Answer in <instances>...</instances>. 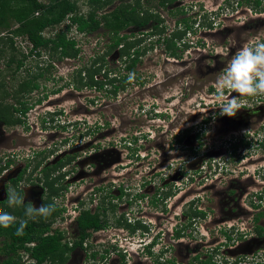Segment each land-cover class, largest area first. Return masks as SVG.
I'll use <instances>...</instances> for the list:
<instances>
[{"label": "rangeland", "instance_id": "374dc122", "mask_svg": "<svg viewBox=\"0 0 264 264\" xmlns=\"http://www.w3.org/2000/svg\"><path fill=\"white\" fill-rule=\"evenodd\" d=\"M78 1L80 12L86 13L88 6L84 4L85 0ZM237 1L239 0H227L224 9L219 11L217 6L221 0H176L166 7H158L157 0L149 3L144 1L143 7L159 11L167 19L163 21L167 27H172L179 17L185 15L188 18L186 22L192 23L193 26L183 37L190 47L177 49L181 56L173 59L163 53L164 44L161 40L155 42V37L147 36L141 42V47L149 46L152 41L155 45L151 49L148 48L150 52H146L141 62L143 69L137 70L141 73V78L145 79V83L139 85L133 82L119 91L118 97L115 98V94H106L105 89H108V86L100 91L93 87L76 89L71 82H68L76 66L88 64L92 56L100 53L109 42L104 29L89 34H81L71 29L69 35L77 41L80 58L53 61V67L45 74L49 79L39 80L43 88L24 94L23 101L29 106L31 104V108L24 115V124L13 127L0 124L2 128H5V134H12L11 130H14L21 138H26L30 147L26 146L25 151L30 150L29 152L33 148L45 146L48 147L46 151L55 156L61 152L68 154L74 150V147L89 143L75 150L76 153L73 151L75 157L73 164L77 163V165L70 174L93 169V162L85 163V161L91 155H98L94 165L99 169L93 175V180L95 184H101V191L95 198L98 201V195L109 194L115 197L114 203L117 204L115 212L110 214L109 222L113 223L117 216L123 214L127 222H131L129 224L142 221L148 229L143 231L144 229L137 226L135 232L130 233L125 228L113 229L110 226L108 233L111 231V235L117 233L119 236L115 239L126 249L125 257L128 264L135 263L138 255L139 259H142L143 246L154 239H157L155 252L166 249L169 243H173L172 234L175 227L184 234V237L183 242H178L179 246L172 248L178 249L177 251L183 255L188 252L190 264H196V260L191 258V254L196 251L199 258H213L217 262L224 263V261H232L233 258H241L242 264H264V238H258L250 233L234 245L228 246L225 245L223 237L225 231L234 236L238 229L244 231L249 229L248 225L251 223L252 216L250 211L246 212V207L253 203L254 196L246 201L242 197L239 202L233 204L226 196L228 191L226 188L230 181H241L243 188L234 187L240 190L239 193L245 195L246 192L251 194L256 191L264 192V146L257 147L253 151L252 163L245 159L243 165L238 168L236 165H239V161L233 162V154L229 155L227 149L230 146L229 141L243 135L242 131H235L234 136L231 132L225 134L228 132L226 131L223 134L227 140L223 141L224 138L218 135L215 137L213 135V140L211 134L214 132L204 130L198 144L190 139V136L182 142H178L176 138L182 135L181 128L187 123H199L202 116H206L210 111L219 110L214 104V83L236 51L243 44L254 45L257 40L264 41V0L261 4L263 9L260 7L261 10L257 11L245 1L237 5ZM118 3L119 0H114L103 10L98 11V14L110 11ZM179 8L184 10L179 11ZM213 11H216L217 15H213ZM210 21L215 23L212 29L206 26ZM134 30L135 28L129 27L126 33ZM171 30L168 28L165 35L160 38L162 39ZM50 33L51 31H46L45 35ZM198 39L202 42V46H197ZM13 40L17 48L14 54L15 59L20 56V53L27 54L29 42L20 36L14 37ZM34 55H28L22 67L13 76L12 68L7 67L5 62L9 56L8 53L0 58V83L3 84L1 88L4 89L1 93L13 91L28 73L36 70V65L40 67L46 65L45 55L43 57ZM115 57L114 52L109 58V67L106 65L105 71H112L111 69L116 67H121L122 70L123 62ZM14 65L12 64L11 67ZM58 87L62 88L56 93L51 92ZM0 95L5 103L2 104V108H5L3 112L1 111L3 115L10 111L7 103L18 106L11 93ZM232 95L238 94L232 93ZM38 97H41V102H35ZM260 98L261 96L246 97L239 102L244 105L243 107H252L264 102L260 101ZM49 109L54 111L51 116L58 119L60 123L72 121L75 118L77 125L64 128L51 123H42L38 115ZM200 110L205 111L202 114ZM253 120L256 126L254 128L257 130L254 134L259 133L258 136H260L262 134L260 130H264L263 117ZM96 123L100 126L95 127ZM53 131H57L56 137L51 136L50 133ZM86 131H90L89 135L85 134ZM206 131L210 136L204 135ZM12 135L14 136V132ZM5 137L4 139L1 137V142L6 141ZM63 139L66 142H61ZM89 139L92 140V144ZM8 141L13 143L15 140L8 139ZM54 143H57L56 147ZM10 147L13 148L12 151L17 150L12 145ZM244 148L245 146L241 145L238 151L242 152ZM195 151L198 155L193 154ZM107 152L109 154H106ZM28 154L31 158V153ZM4 156L5 151L0 149V160H3ZM105 157H108V160ZM228 161L231 162L227 163ZM228 167H230L229 171H227ZM163 179L167 182L179 183L184 190L181 193L182 197L186 196V200L195 198V204L202 210L208 209L206 217L196 220L189 226L186 216L182 213L189 207L181 208L183 200L181 197L167 199L170 206L168 213L162 212L165 209L164 202L154 207L149 202L150 196L163 185ZM109 183H112L111 189H109ZM81 184L84 185V181ZM118 196L120 198L116 199ZM262 200L264 205V196ZM237 203H239L238 206H236ZM239 206H243V210H238ZM237 211L240 212L235 213ZM62 217L64 220L68 218L67 214ZM60 220L58 217L53 223L62 222ZM67 222L69 223V220ZM262 223L264 224V219ZM195 239L200 245L196 249L191 248L194 246ZM184 246L189 249L185 251ZM113 257L111 263L119 264L116 262L119 256L113 255ZM91 259H87L85 250L74 249L69 253L66 264H89L90 262L93 264L101 261L99 255Z\"/></svg>", "mask_w": 264, "mask_h": 264}, {"label": "flooded vegetation", "instance_id": "af4514ba", "mask_svg": "<svg viewBox=\"0 0 264 264\" xmlns=\"http://www.w3.org/2000/svg\"><path fill=\"white\" fill-rule=\"evenodd\" d=\"M220 3H222V0ZM219 5L217 6L218 11L220 8ZM181 9L182 8H180V10ZM213 12H214L213 15H217L216 11H213ZM164 21H167V19L164 18ZM214 24L215 23L213 21L212 26H214ZM163 25H165L164 22H163ZM206 26L208 28L212 27V26H208L207 24ZM165 27L166 28L164 32L160 34L154 33L152 34L151 37L153 38L155 37L156 38L155 40L157 41L159 37H161L162 35H165V32L168 31V28H171L170 26L167 27V25H165ZM142 30L147 31V29L145 28ZM110 43L111 42L109 40L106 47H104L100 53L95 54V55L99 54L101 56H104L105 66L103 68V71L106 70V65H108L109 67L108 62H110L109 58L111 54L115 52L116 54L115 59H120V53H121L120 46L119 48H113L112 50L108 51V46L110 45ZM201 43L202 42H200L199 39L196 42L197 46H202ZM141 46L142 45H139L140 48H142ZM187 47H190V45L188 44ZM146 52L148 53L150 51L147 50ZM146 52L144 53V55H141L139 57L138 61L134 65V68H133L134 70L131 72H128V75L126 77L125 86L133 84V82L139 85L145 83V79L141 78L140 76L141 73H138L137 70H140V68L144 67L141 64V62L144 56L147 54ZM163 53L167 55L168 57L177 59V57L169 56L165 52V49H163ZM125 64L126 63L123 62L122 70L120 69L121 67L120 68L116 67L115 69H111L112 71L107 70L108 71L107 73L110 75H113V74L117 75V73L118 74L121 73V72H118L117 70L126 72ZM129 73H135V78L133 80L128 79ZM107 86L108 88H110L111 84H108ZM210 87L213 88L212 86ZM124 88H120L116 92L114 98L116 96L118 97V92ZM259 100L264 101V96H262V98H260ZM263 104L264 102L261 105H253L252 107L251 106L243 107L244 105H241L242 109L238 110L236 116L234 117L217 116V118L214 120L215 123L212 122L213 120L212 117H213V114L218 113L219 110H216V112L210 111V113L206 115V118L201 120L199 123H193V124L187 123L184 127H182L181 128L182 135L176 136V138H178L177 141L182 142L183 139L190 136L189 138L194 140V142L198 144L200 143V140H201L199 139V137H202L204 130H209V131L211 130V132H214V134L213 133L211 134V137H213V135L214 137L218 135V136H222V138H224L225 134H228L229 132H231L234 136L235 131L236 132L242 131L241 134L243 135H241L238 138H233V140L229 141V145H231L230 149L233 154L232 160L239 161L238 163L239 165H236L238 168H240V165H243V162L245 159L247 162L252 163L253 162V158H251L253 157L252 153L254 150H256V148L258 147L257 145H259V143H257L256 141L257 136H255V138L252 139L249 135L255 133V130H256L254 128L256 126L253 123L254 121L253 119L254 118L258 119L260 117H263V120H264V105ZM17 105L20 107L19 104ZM204 111L202 110L201 113L203 114ZM13 113L15 114L13 115V117H17V118L19 117L21 118V120L15 123H7L6 121L0 119V124L4 125L5 127H13L14 125L24 124L25 114H22L21 111H14ZM47 116H48L47 117L48 120L45 123L55 124L54 119H51L49 115ZM42 123H44V121ZM96 126H100V125L96 123L95 127ZM215 126L217 127L216 129H215ZM226 131L228 132L225 133ZM11 132L12 134L14 132V136L15 135L16 136L14 137L10 133L5 134V128H2L0 126V149H3L5 151L4 159L0 160V211H8L11 214H13L17 218L16 222L27 219L28 222L31 221L35 227L37 226V224H34V223L40 222V225H44V223L48 222L49 219L41 218L39 216H36L35 218L25 217L23 207H9L8 206L7 194L14 190L20 193L21 195H24L25 196V206L33 205L34 207H39L42 203L43 204H55V210H59V215L56 216L54 219H51V221H49L50 222L49 228L47 230H44V232L41 233L42 236H46L49 234L61 235L60 241L63 244L67 243L68 246L73 245L76 241H81V245L74 246V248L68 252V256H69V253L74 249H79V250L83 249L87 252V259L92 258L91 260H93L94 257L99 255L101 261L95 262L93 264H112L111 260H113L114 258L113 255L119 256L116 259V262H118L119 264H128L126 263L127 258L125 257L126 249L122 246L121 242L119 243L117 242V239H115L116 237H119V236L117 235V233H113L112 234L114 236L113 237L111 235V231L108 233V230H110V226L113 229H115V227H119V228L121 227L123 229L125 228L129 230L128 228L122 225H118L115 221L113 223L109 222L110 214L115 212V208L117 205L116 203H114L115 197L107 194L104 196L98 195V201L95 198L97 193L101 191L100 189L101 184H95L94 183L95 180H93V175L97 173V170L99 169L97 166L94 165L95 164L94 161L98 159V155L96 154L91 155L87 157L85 161V163L93 162L92 163L93 169L91 168L90 171L81 170L77 174H73V173L70 174L71 172H73V169L77 165V163L73 164V161H75V157H74V153H76L75 150H79L80 148L87 146L89 143H83L77 148L74 147V150H72V152L68 154L61 152L54 156L52 153L46 151V148L48 147H45V146H41L38 149L32 147L33 150L31 152H29L30 150L25 151L27 149L26 146L30 147L26 141V138H23V137L21 138V136H19V134L17 135V132L14 130H11ZM89 132L90 131H86L85 134L89 135ZM50 134L52 137L53 136L56 137L58 135L57 131L55 132L53 131ZM4 136H6L5 137L6 141L1 142V137L4 139ZM214 137L212 138L213 140H214ZM8 139L9 140L14 139L15 141L13 143L11 141L7 142ZM89 140H90V144H92V140L91 139ZM226 140L227 139L225 138L223 139V141H226ZM61 142L64 143L66 142V140L64 139ZM56 144L57 143L53 144L54 147H56ZM252 144H254L253 147H250L252 146ZM10 145L14 146L15 149L17 150L12 151L13 148H11ZM241 145H244L245 148H244V151L239 152L238 150ZM9 148H11V150H7ZM73 151L75 152L73 153ZM28 153H31V156H32L31 158H29ZM195 153L196 151L193 152V154L198 155ZM106 154H109V152H107ZM49 155L51 156L49 157ZM105 159L108 160V157H105ZM254 160H257V159L254 158ZM36 165L37 167H35ZM78 165H80V163H78ZM85 178L87 180L86 182H85ZM82 181H84L85 183L84 185L81 184ZM162 182H163L162 183L163 185L158 187V190L161 189L160 191H158V193H161L162 191L167 190V186L171 188V191L166 193L163 199V202L165 205V209L162 210L163 213H168L169 212L168 209H170L167 199L181 197L183 198L181 208L189 207L188 210L182 211L183 215L186 216V221L188 222L189 226H191L193 222H195L196 220L204 219V217H206L208 209L202 210L197 204H195L196 203L195 198H192L191 200H186L187 198L186 196L182 197L181 193L183 189L181 188L179 183L175 181L167 182L164 179L162 180ZM230 182L231 183L226 188V190H228L226 193V196L228 197V199L231 200V202H233V204L237 201L239 202V200L242 197L245 199L244 201H246V199H248L249 197L254 196L255 200H253V203L252 202L250 203V205L248 206L249 208L246 207L247 211L245 210L247 213L250 211V215L252 216L250 219L251 223H249L248 225L249 229L246 231L242 229H238L236 230V233L234 236L228 234V232L225 231L223 234L225 245L232 246L236 242H239L240 240L245 238L250 233L254 234L258 238H264V224L262 223V219H264V205H263V200H262L264 196V192L259 191L254 194L246 192V194L244 195L243 193H239L240 191L239 189L234 188L238 186L239 187L241 186L243 188L241 181H239L240 183L236 181H230ZM50 184H52L55 190L50 189L49 187ZM108 185H109V189H111L112 183H109ZM162 187H164V189H162ZM156 193L157 191L152 193V195L150 196V199ZM159 196L161 197V195ZM119 198H120L119 196L116 197V199H119ZM95 201L96 203L94 204ZM238 205L239 203H237L236 206ZM18 208H22L21 214H18L19 212ZM238 210H243V206L241 207L239 206ZM239 212L240 211H237L235 213H239ZM84 213L85 214L89 213L90 215L97 214L100 217V226H97V227L87 226L85 228V231H82L80 227L79 219ZM64 214H67L68 216V218L66 217L67 218L66 220H64V217H62V215ZM121 215L117 217H120ZM58 217L59 219H61L60 221L62 222L53 223V221L57 219ZM67 220H69V223L67 222ZM143 231H147V229H144ZM129 232L134 233L135 230H129ZM172 237H173V243H169L166 249H160V251L158 252L154 251V247L156 245L157 239H154L150 241L149 243H146L143 246V249L141 251V256H143V258L139 259V255H138L137 261L132 264H149V263L150 264H190L191 259L189 258L188 252L185 255H183L181 254V252L177 251L178 249L173 250L172 248L173 246L175 247L179 246L178 242H183L182 238L184 237V234L181 233L175 227ZM6 240L7 242H5ZM36 242H37L36 240H31L29 242H26L25 245L27 247H31ZM11 243L12 241H10V234L6 232V229L0 228V262H4L9 257H14L16 259V257H18L19 255L21 263L24 262V264H36L35 259L32 258L29 251L26 248H16L15 250H13L9 246V245H12ZM193 243H194V246H192L191 248L196 249V247L200 246L197 239H195ZM188 249L189 247L184 246L185 251H187ZM68 256H67V260L65 261V264L68 261ZM191 256H192L191 257L192 260H196V264H242L241 258H235V259L233 258L232 261H224V263L217 262V260H214L213 258L212 259L211 258L202 259V258H199L197 251L195 253H192ZM104 260H106V262ZM45 263L55 264L54 262L52 263L49 259L44 260V262L40 264H45Z\"/></svg>", "mask_w": 264, "mask_h": 264}, {"label": "trees", "instance_id": "16d2710c", "mask_svg": "<svg viewBox=\"0 0 264 264\" xmlns=\"http://www.w3.org/2000/svg\"><path fill=\"white\" fill-rule=\"evenodd\" d=\"M114 0H85L84 4H87L88 9L86 13H81L79 10L78 0H48L43 2L42 0H0V58L8 53L7 60L5 61L7 67L12 68V76L22 67L24 60L28 55L35 54L36 57H43L45 55V63L42 67L37 66L36 70L28 73L26 78H23L17 87L10 91L11 95L16 99L18 106H13L7 103L8 114L3 115L2 104L0 95V119L7 123H15L20 121L21 118L13 117L14 111H21L22 114L30 108L27 102L23 101L24 94H28L43 88L40 85L39 80L49 79L45 76L47 71L53 67V61H60L63 59L80 58V48L77 45V41L74 37L69 35V31L74 29L81 34H89L96 32L99 29H104L110 40L108 51L113 48H119L120 46V59L125 62V73H120L115 76L109 77L107 71H103L105 66L104 56L94 55L90 62L84 65H79L75 68L70 75L71 82L74 88L93 87L96 90L103 89L105 84H111V87L105 89L106 94H116L120 88H124L126 84V77L128 72L133 71L134 65L138 61L141 55L153 47V41L149 46L139 47L141 42L147 36L152 34H160L164 32L165 25H163L164 17L159 11H152L148 7H143L142 3L152 2L153 0H119V3L114 6L110 11L106 13L98 14V11L103 10L110 5ZM176 0H157L158 7H166L171 5ZM248 4L257 10L263 9L261 7L262 0H244ZM238 1L237 4H241ZM261 7V8H260ZM260 8V9H258ZM182 10V9H181ZM179 8V11H181ZM187 17H179L176 23H180L177 26L181 29H174L169 32L162 40L164 44L165 52L169 56L180 57L177 49L185 48L188 46L186 42H182V38L187 30L193 28L192 23H187ZM208 26H212L210 21ZM133 27L134 31L126 33L127 28ZM147 29L143 31L142 29ZM46 31H51L50 34L45 35ZM23 37L29 44V50L27 54L20 53V56L15 59V51L17 48L14 45V37ZM155 40V42H157ZM124 57V58H123ZM126 58V59H125ZM15 64L14 67H11ZM32 73V74H31ZM104 74V80L95 79L96 74ZM2 83H0V94L10 93L3 92ZM62 87L53 89L51 92L56 93ZM20 96V97H19ZM46 96V95H44ZM41 97H38L35 102H41ZM29 106V107H28ZM5 110V108H4ZM2 111V112H1ZM264 145V138L260 141V147ZM129 149L130 147L127 146ZM135 149V148H134ZM133 150V149H132ZM69 159V158H68ZM67 159V160H68ZM37 167V165L35 166ZM51 190H55L52 184L49 185ZM164 189V187H162ZM171 188L167 186V190L157 193L150 199V203L155 206L158 203L162 204L166 193L170 192ZM161 195V197L159 196ZM18 214H21L22 208H18ZM59 215V210H55L51 216L48 217L49 221ZM121 222V220H123ZM45 222L44 225H40V222L34 223L37 226L34 227L33 223L29 221L24 229L22 236H17L16 229L19 227V222L6 229V232L10 234V241L12 245H9L13 250L16 248H26L32 258L35 259L36 264L44 262L49 259L55 264H65L67 260L68 252L76 245H81V241H76L73 245L68 246L67 243L60 241L61 235L49 234L42 236L41 233L49 228L50 222ZM115 222L118 225H122L129 230H134L138 226L129 224L123 215L116 217ZM80 227L82 231L88 226L97 227L100 226V217L97 214L90 215L83 214L79 219ZM40 225V226H39ZM142 226V225H141ZM82 239V238H81ZM36 240L37 242L27 247L26 242ZM7 242V240L5 241ZM0 264H24L21 263L20 256L9 257Z\"/></svg>", "mask_w": 264, "mask_h": 264}, {"label": "clouds", "instance_id": "9594fccd", "mask_svg": "<svg viewBox=\"0 0 264 264\" xmlns=\"http://www.w3.org/2000/svg\"><path fill=\"white\" fill-rule=\"evenodd\" d=\"M243 1L244 0H242V2ZM226 2L227 0H222V3H220L219 5L220 7L219 10L224 9V7L226 6ZM212 14H214V12H212ZM178 24L179 23L175 22V24H173L171 29L172 30L181 29L177 26ZM212 28L213 26L209 29H212ZM189 31L190 30H187L185 32L184 37ZM192 32H195V31L192 30ZM182 42H186V41H184V39L182 38ZM233 46H235V42H233ZM118 71H121V70H118ZM100 75L104 77V74L100 73L94 76L95 79L104 80V78L102 79ZM108 76L112 77L115 75L108 74ZM134 78H135V73H129L128 79L133 80ZM105 87H107V85ZM214 89H215L216 109H219V112L213 114V117H212L213 120H215L217 116H220V117L236 116L238 110L241 108V104L239 101L242 98L258 97V96H261L262 98V96H264V41L257 40L254 45L243 44L236 51L235 55L228 62L224 70L218 75L214 83ZM232 93H236L238 95H232ZM52 113H54V111H51L49 109L48 111H45L44 113L39 114L38 116L41 117V122L44 121L45 123L48 120L47 115H49L51 119H54V117L51 116ZM205 118L206 116H202L201 120ZM54 121H55V124H54L55 126L64 127V128L78 123L75 120V118L72 119V121L71 120L67 122L63 121L62 123H60L58 119H54ZM260 131H262V134L260 136H258L259 133H256V134L253 133L249 135L252 139L255 138V136H257L256 141L257 143H259V145H257L258 147H260V141L264 138V130H260ZM204 135L207 136L209 135V133L206 131ZM135 138H134V141L136 140ZM230 147L231 145L228 146V149H227V153L229 155L232 154ZM229 162L231 161H228L227 163ZM229 170H230V167H228L227 171ZM256 192H259V191H256ZM7 203L9 207H23L25 217H29V218H35L36 216H39L41 218L46 219L49 216H51L52 213L55 211V204H43L42 203L39 207H34L33 205L25 206V196L21 195L20 193L14 190L7 194ZM16 221H17V218L10 212L0 211V228L7 229L11 227L12 225H14ZM27 223H28L27 219L19 221V227L16 229V233H15L17 236H22L24 234V229ZM132 224L135 227L138 225V228L140 229H147V227L142 221H134Z\"/></svg>", "mask_w": 264, "mask_h": 264}]
</instances>
